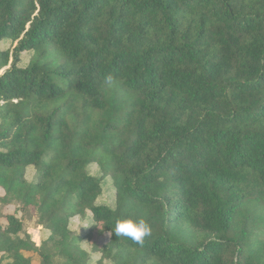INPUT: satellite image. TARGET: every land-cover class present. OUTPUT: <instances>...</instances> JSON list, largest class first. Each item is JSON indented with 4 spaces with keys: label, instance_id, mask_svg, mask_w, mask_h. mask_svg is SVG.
Returning <instances> with one entry per match:
<instances>
[{
    "label": "trees",
    "instance_id": "16d2710c",
    "mask_svg": "<svg viewBox=\"0 0 264 264\" xmlns=\"http://www.w3.org/2000/svg\"><path fill=\"white\" fill-rule=\"evenodd\" d=\"M123 218L142 245L109 235ZM25 253L264 264V0H0V264Z\"/></svg>",
    "mask_w": 264,
    "mask_h": 264
},
{
    "label": "rangeland",
    "instance_id": "374dc122",
    "mask_svg": "<svg viewBox=\"0 0 264 264\" xmlns=\"http://www.w3.org/2000/svg\"><path fill=\"white\" fill-rule=\"evenodd\" d=\"M15 44H13L11 41H3L1 48L3 50H8L15 48ZM33 58V53L32 52H26L21 55V63H20V68H26L30 61ZM90 174L96 176V177H102L100 168L97 165H92L89 169ZM34 175H35V170L34 168L30 167L27 170V179L28 181H33L34 180ZM115 202H116V195H115V188L113 185V181L111 180L110 177L104 178L103 179V194L98 200L99 205H107L111 208H115ZM7 213H13V208H8ZM93 221L91 218H80L76 217L71 221V229L79 233L81 235H84L87 233L88 229L92 226ZM82 226V227H81ZM81 227V228H80ZM26 230L27 232L31 235L33 241L36 243V245L39 247L41 246L42 242H44L48 237L49 233L41 226H38V221L37 218L26 221ZM82 246L85 250H87L90 254L92 253L91 247L86 243L83 242ZM28 256H30L33 264H40V258L37 254L35 253H27ZM99 259L100 256L98 254H92V264H99ZM35 261V263H34ZM104 264H111L109 262H105Z\"/></svg>",
    "mask_w": 264,
    "mask_h": 264
},
{
    "label": "clouds",
    "instance_id": "9594fccd",
    "mask_svg": "<svg viewBox=\"0 0 264 264\" xmlns=\"http://www.w3.org/2000/svg\"><path fill=\"white\" fill-rule=\"evenodd\" d=\"M105 79L109 84L112 82L111 76ZM102 223L98 222L95 226L103 231ZM113 233L115 236H122L132 240L134 243L142 245L144 239L151 235V227L144 219L123 218L115 222V226L111 229L109 235Z\"/></svg>",
    "mask_w": 264,
    "mask_h": 264
},
{
    "label": "crops",
    "instance_id": "0c3cea01",
    "mask_svg": "<svg viewBox=\"0 0 264 264\" xmlns=\"http://www.w3.org/2000/svg\"><path fill=\"white\" fill-rule=\"evenodd\" d=\"M25 255H26V257H30V256L27 255V253H25ZM0 258H1V255H0ZM34 263H35V261H34Z\"/></svg>",
    "mask_w": 264,
    "mask_h": 264
}]
</instances>
